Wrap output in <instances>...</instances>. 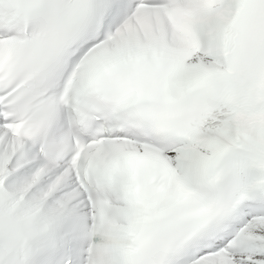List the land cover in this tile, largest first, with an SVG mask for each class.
Masks as SVG:
<instances>
[{
  "label": "snow or ice",
  "instance_id": "obj_1",
  "mask_svg": "<svg viewBox=\"0 0 264 264\" xmlns=\"http://www.w3.org/2000/svg\"><path fill=\"white\" fill-rule=\"evenodd\" d=\"M0 264H264V0H0Z\"/></svg>",
  "mask_w": 264,
  "mask_h": 264
}]
</instances>
